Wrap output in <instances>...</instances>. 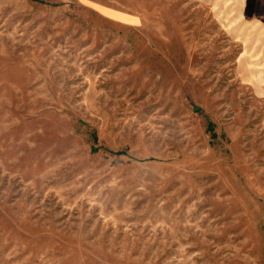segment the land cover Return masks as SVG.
Here are the masks:
<instances>
[{
    "label": "rangeland",
    "instance_id": "obj_1",
    "mask_svg": "<svg viewBox=\"0 0 264 264\" xmlns=\"http://www.w3.org/2000/svg\"><path fill=\"white\" fill-rule=\"evenodd\" d=\"M0 264H264V0H0Z\"/></svg>",
    "mask_w": 264,
    "mask_h": 264
},
{
    "label": "trees",
    "instance_id": "obj_2",
    "mask_svg": "<svg viewBox=\"0 0 264 264\" xmlns=\"http://www.w3.org/2000/svg\"><path fill=\"white\" fill-rule=\"evenodd\" d=\"M212 126H213V125H212V124H210V130H211V131H213V129H214V128L212 129ZM215 137H216V136H215Z\"/></svg>",
    "mask_w": 264,
    "mask_h": 264
}]
</instances>
